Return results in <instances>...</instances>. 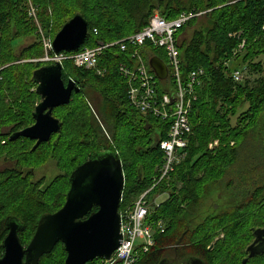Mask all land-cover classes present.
Wrapping results in <instances>:
<instances>
[{"label": "trees", "instance_id": "1", "mask_svg": "<svg viewBox=\"0 0 264 264\" xmlns=\"http://www.w3.org/2000/svg\"><path fill=\"white\" fill-rule=\"evenodd\" d=\"M31 1L46 33L56 35L67 20L76 13H82L89 22L86 44L91 46L139 31L158 9L167 19H174L182 12L202 13L191 18L177 34L184 81L191 71L200 67L204 70L190 113L192 132L184 150L185 157L175 165L169 178L161 181L149 194L150 199L158 194L168 195L149 214L150 223L166 221L165 232H156L155 245L137 264H158L165 258L175 259L177 253L186 259L191 256L194 246L206 261V254L213 243L218 247L217 257L220 258L227 242L237 239L235 229L251 223L248 222L252 217L250 206L264 204V143L257 145L253 139V129L261 120L264 122V77L255 82L243 79L236 82L231 75L241 63H248L253 69L262 68L261 62L255 63L254 60L264 55V0ZM202 16L206 18L203 21L200 20ZM196 24L198 27L189 39L182 37L189 25ZM37 29L29 14V0H0V128L1 125L6 128V135L0 132V154L16 156L18 160L16 168L0 171V254L4 252L2 244L8 233L5 227L7 217H15L25 225L20 237L23 244L28 245L40 216L58 211L65 203L63 195L61 201L56 198L60 191L64 192V187L57 189L49 184L40 188L36 183L27 182L32 175L30 169L34 167L31 165L40 162L33 160V155L46 145L50 147L52 139L41 144L36 151H31L29 143L33 142L24 137L9 140L10 134L34 122L33 112L40 96L36 93L33 73L40 67L25 60L44 56L43 42ZM94 29L98 30L97 34ZM28 36L37 39L19 54L15 53L14 41ZM242 42L245 44L240 50ZM149 53L150 57L159 56L165 60L162 50L147 47L144 55ZM128 58L117 49L107 50L100 60V67L107 69L103 76L93 70L76 68L69 60L62 62L64 81L73 77L81 87L93 85L100 93L102 103L98 121L93 117L94 112L86 99L88 94L83 88L68 105L58 108H68V112L59 117L63 120V128L55 144L59 147L65 142V169L68 168L69 174L77 165L102 151L105 145L119 156L125 176L121 213L158 178L164 159L159 142L168 137L170 129V121L144 116L128 102V81L118 68L121 62L131 63ZM163 84L165 82L161 83L160 89L167 90ZM246 104L248 107L240 117ZM132 110L142 116L136 126L134 120L137 115L130 112ZM233 118L237 119L234 127L231 124ZM244 119L249 124H245ZM101 121L106 126L112 123L117 130L130 128L128 135L122 138L114 130L110 140L104 132L107 127L98 124ZM154 122L161 127L156 134L152 133ZM215 141L218 144L210 147ZM73 145L81 157L69 155ZM146 155L153 162L150 168L144 162ZM48 157L49 153L46 161ZM23 166L27 168L22 170ZM59 179H63L66 193L68 178L63 175ZM19 183L23 186L17 187ZM219 184L232 190L235 207L225 213L209 214L192 230L188 215L198 209L208 188ZM53 204L60 205L55 208ZM223 234L225 240L220 241ZM59 251L63 252L65 260L64 245L59 243L51 253L41 257L38 264H57Z\"/></svg>", "mask_w": 264, "mask_h": 264}, {"label": "water", "instance_id": "2", "mask_svg": "<svg viewBox=\"0 0 264 264\" xmlns=\"http://www.w3.org/2000/svg\"><path fill=\"white\" fill-rule=\"evenodd\" d=\"M89 35V22L82 13L67 20L52 41L55 54L78 50ZM150 67L160 80L168 77L166 62L152 56ZM63 64L43 65L33 73L40 102L33 112L35 122L11 135L10 140L29 138L37 140L33 149L50 141L62 129V122L53 110L68 105L74 92H80L76 81L67 83L63 77ZM71 187L62 208L40 216L36 231L25 246L20 232L25 225L9 216L5 220L8 230L3 241L0 264H38L41 257L51 253L62 243L66 251L64 264H86L96 258H110L122 239V201L125 176L122 161L112 151H99L80 164L71 174ZM96 207L97 210L93 211ZM186 264H205L200 258L187 257ZM158 264H177L175 259H162Z\"/></svg>", "mask_w": 264, "mask_h": 264}, {"label": "built area", "instance_id": "3", "mask_svg": "<svg viewBox=\"0 0 264 264\" xmlns=\"http://www.w3.org/2000/svg\"><path fill=\"white\" fill-rule=\"evenodd\" d=\"M29 14L33 18L37 17V8L31 0ZM201 14L182 12L174 19H167L156 10L148 24L135 33L114 41H99L95 46H81L71 52L55 54L52 51V43H44L48 49L46 61L55 64L69 60L76 68L93 70L99 76L107 72V69L100 67V60L107 50L117 49L127 54L131 63L121 62L118 68L128 81V102L144 116L151 115L163 121H170L168 137L159 142L164 159L158 178L150 188L140 194L131 207L121 213L120 246L110 258H102L103 264H137L155 245L156 222H149V214L150 210L159 204L157 199H150L149 194L161 181L169 178L175 165L185 157L184 150L192 132L190 113L197 99L196 87L200 85V79L204 75V70L200 67L191 71L187 81H184L177 34L191 18ZM93 32L97 34L98 30L94 29ZM244 44L245 42L240 44V50L244 48ZM147 47L162 50L169 69L167 79L160 80L150 67V53L144 55ZM51 51L53 53L49 54ZM231 75L236 82L243 79L240 69L234 70ZM162 82H165L163 86L167 90L160 89ZM217 144L215 141L211 147ZM158 226L160 233L165 232L161 222ZM94 261L95 259L86 264Z\"/></svg>", "mask_w": 264, "mask_h": 264}, {"label": "rangeland", "instance_id": "4", "mask_svg": "<svg viewBox=\"0 0 264 264\" xmlns=\"http://www.w3.org/2000/svg\"><path fill=\"white\" fill-rule=\"evenodd\" d=\"M159 10V9H158ZM205 16V15H204ZM202 16L200 17V20H205L206 18ZM35 18V19H34ZM33 19L35 20V24H37L38 26V33L39 36H41V42H43V47H44V56L41 58H34V59H29V60H25V62H32L34 63L35 66H43V65H48V64H53L50 61H46V57H47V48H45L44 43L49 44L50 42L52 43L53 38L55 37V33H46V31H44V26L41 24V21H39L38 17H34ZM199 23H203V22H199ZM198 27V24L196 25H189L186 30L183 33L182 37H185L187 39L190 38V36L192 35L193 31L195 30V28ZM37 38L34 36H28L25 39H17L14 41L13 45H14V50L15 53L19 54L21 52V50L30 45L31 43H33ZM89 47L91 45L89 44H85L83 45V47ZM50 54V52H49ZM166 61V60H165ZM261 62V69H253L250 68L249 65H247L248 63H241V65L239 66L238 69H240L243 73V80H249L250 82H255L256 80H258L261 77H264V55H261L259 57H257L254 62ZM230 62H227L226 64H229ZM63 64V63H62ZM228 66V65H227ZM35 84V83H34ZM36 87V86H35ZM34 87V89H35ZM84 92H86L88 94L87 96V100L90 106V109L92 112H94L93 117L95 118V120L98 121V116H99V112L101 109V103H102V97L100 95V93L93 87V85H86L85 87H82ZM84 96V95H83ZM85 98V97H84ZM83 101V97L81 98ZM40 100V98H39ZM248 107V105L246 104L245 107H243L241 109V114L239 115L241 117L242 112H244V110ZM61 108V107H58ZM56 109L54 115L57 117H61L64 116L66 112H68V108H64V109ZM132 113H134L135 115H137V117L134 120L135 126L141 121L142 116L139 112L137 111H130ZM237 118V117H236ZM233 118L232 119V126H236L237 125V119ZM262 118L260 117V120ZM100 121V120H99ZM244 123L245 124H249V121H246L244 119ZM99 125H102L103 128L106 126L104 124L103 121L98 123ZM258 125V124H257ZM70 126V125H69ZM152 133H157L161 127L159 126V123L154 122L152 125ZM107 129H104V132L106 134V136L109 138L111 137L112 133L114 132V130H116V133L118 134L119 132V136L120 137H126L128 135V127H120L118 130L117 128L115 129L113 124L111 123L109 126H106ZM257 127V126H256ZM253 129V139L255 142H257V145L260 144V142L264 143V122L261 120L259 122V125L257 128ZM111 128V130H110ZM108 133V134H107ZM59 138V135H55L52 138V142L50 143V147H48L46 145V147L42 148L40 147V151L38 154L33 155V160L34 158L37 160V162L39 163H35L34 165V173L32 175L29 176V179L27 182H33L36 183L38 185V187L40 186V188H45L47 185L50 184L53 185V187L55 188H63L64 192H65V185L63 183V179H59L60 176L65 175V142L63 144V146H55L56 144V139ZM53 145V146H51ZM29 146L31 147V151H33L34 145L32 143H29ZM85 146V145H84ZM87 146H85L86 148ZM211 147V145H210ZM36 151V150H34ZM49 153V157L47 158L46 161V156ZM69 155H75V156H80V152L77 150V148L75 147V145H73L70 149H69ZM81 157V156H80ZM146 162V166L147 168H150L151 164H153V162L150 161V156L146 155L145 157V161ZM156 164V163H155ZM18 166V160L16 156H9L8 154H0V171H3L5 169H11V168H16ZM156 166H158L156 164ZM22 170H25V168L27 167H21ZM25 172V171H24ZM24 174V173H23ZM55 183V185H54ZM180 187V183L177 184ZM22 183L17 184V187H22ZM54 188V189H55ZM232 190H230L229 188H227L225 185L219 184V185H215V187H209L208 188V192L205 196V199H203L202 203L200 204V206L198 207V209L193 213V214H189L188 215V219L190 227L192 230H194L196 228V226H198L201 222H203V220L209 215V214H213V213H220L221 211H225L228 210L230 207L236 205V200L233 198ZM63 191H60L56 198L58 201L62 200V195L65 198V193ZM168 195L166 193L164 194H158L156 195L154 198L157 199V203L160 204L161 202L165 201L167 199ZM65 202V200H64ZM65 204V203H64ZM61 206V208L63 207V205ZM55 205V208H57L60 204H53ZM225 208V209H224ZM164 220V219H163ZM159 220L156 221V228H154V233L156 234V232H159L161 229L158 226V223H162L163 226H166V221L164 220ZM59 254V255H58ZM56 260H57V264H60L62 262H65L64 258V254L62 251H59L57 254ZM217 260L220 263L221 262V258L216 257ZM103 264V259L102 258H96L95 261L93 263L90 264Z\"/></svg>", "mask_w": 264, "mask_h": 264}, {"label": "flooded vegetation", "instance_id": "5", "mask_svg": "<svg viewBox=\"0 0 264 264\" xmlns=\"http://www.w3.org/2000/svg\"><path fill=\"white\" fill-rule=\"evenodd\" d=\"M71 79L76 81V84L80 88V91H81L82 90L81 84H79V82L75 78H73V77L68 78L66 83ZM78 93L74 92L72 94V98L74 97L75 94H78ZM40 100H39V102H40ZM57 108H55L53 110V114L55 113V110ZM55 117H57V116H55ZM57 118H59V117H57ZM60 120L62 122V128H63V120L62 119H60ZM34 122H35V119H34ZM34 122H33V124H34ZM0 132H1V135H3V136L6 135V128L4 125H1ZM57 134L52 135V138H53V136H55ZM10 137H11V134L9 136V140H10ZM109 138L111 140V137H109ZM24 139H28V140L32 141L34 146H35L36 141H37V140H31L29 138H24ZM45 143H47V142H45ZM36 149H33V150H36ZM102 150L111 151L110 149H108L106 147V145H105V148H103ZM79 165H77L75 167V169ZM74 170H72V172ZM30 171L32 172V174L35 172L33 168H31ZM72 172L69 174L68 168L65 169V177L68 178V182H69V184L66 185L67 189H66V193H65V202L67 199V194H68L70 187H71L70 177H71ZM239 205H242L244 207L245 204H239ZM234 207H235V205L230 207L228 210H225L222 212H224V213L228 212V211L232 210ZM242 209H244V208H242ZM96 210H97V208L94 207L93 211H96ZM242 211L245 212V210H242ZM250 211H251L252 217L249 218L248 222H251V223L249 225H246V226H241V229L240 228L238 230L235 229L237 231V239L234 242H227V244H226L227 248L222 251L221 256H220L221 262H223V263H220L216 258L217 255L219 254V252H218L219 250H218V247H216L215 243L211 244V246L209 247V252L206 254V261L198 255V253H197L198 247L197 246H194V248H193L194 251H192V253L190 254L191 255L190 257L191 258H193V257L194 258H200L205 262V264H264V204H252L250 206ZM33 235L31 236L29 242L31 241ZM224 238H225V234H223L219 240L223 241V240H225ZM216 241H218V240H216ZM25 246H27V245H25ZM0 255L2 256L3 253ZM175 260L177 261V264H186L185 260L182 259V255H180L179 253L176 254Z\"/></svg>", "mask_w": 264, "mask_h": 264}]
</instances>
